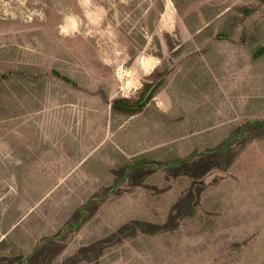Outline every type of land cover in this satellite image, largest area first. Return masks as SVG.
Instances as JSON below:
<instances>
[{
	"label": "rangeland",
	"instance_id": "rangeland-1",
	"mask_svg": "<svg viewBox=\"0 0 264 264\" xmlns=\"http://www.w3.org/2000/svg\"><path fill=\"white\" fill-rule=\"evenodd\" d=\"M0 82V264H264V0H0Z\"/></svg>",
	"mask_w": 264,
	"mask_h": 264
},
{
	"label": "trees",
	"instance_id": "trees-1",
	"mask_svg": "<svg viewBox=\"0 0 264 264\" xmlns=\"http://www.w3.org/2000/svg\"><path fill=\"white\" fill-rule=\"evenodd\" d=\"M155 73H153L152 76L150 77L151 79H153L155 81L152 84H146L144 86V89L139 94L140 97L138 100L132 99V98L117 100L115 102V105H114V112L118 113L119 115H122L126 118L135 116L139 112V110L142 109V107L144 106V104L142 103V99L145 98L147 92L153 87V85L155 83H159V81L155 77ZM0 87H3L1 82H0ZM161 87H162V84L159 83L158 88L152 94V96L150 97V100H152L155 97V95L158 93V91L161 89ZM140 98H141V100H140ZM253 124L258 125L264 132V122L252 123V124H250V126H253ZM0 246H1V244H0Z\"/></svg>",
	"mask_w": 264,
	"mask_h": 264
}]
</instances>
